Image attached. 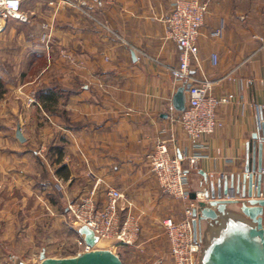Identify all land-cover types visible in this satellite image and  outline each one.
Returning <instances> with one entry per match:
<instances>
[{"label":"crops","instance_id":"obj_1","mask_svg":"<svg viewBox=\"0 0 264 264\" xmlns=\"http://www.w3.org/2000/svg\"><path fill=\"white\" fill-rule=\"evenodd\" d=\"M85 1L88 8L82 13L62 8L59 0H21L25 20L2 22L0 65L13 63L14 72L0 73V116L7 106L19 116L16 126L23 140L16 137L20 147L7 151L3 144L11 137L0 134V264H6L4 255L11 253L4 248L7 240L14 246L22 230L17 217L21 209L7 206L6 190L30 191L34 207L40 208L30 213L25 228L29 232L35 221L64 218L67 202L91 189L96 206L102 207L108 188L122 191L139 221L134 246L112 245L122 263H172L161 222L167 216L182 219L188 201L159 190L148 162L154 145L167 141L169 152L183 157L190 200L197 204L211 192L216 196L227 190L233 199L241 198L245 162L250 163L261 139L264 47L259 39L264 38V0H199L206 10L189 81L220 78L213 95L231 99L216 108L219 126L195 143L182 131L180 111L169 110L179 87L171 79L178 47L166 35L172 0ZM13 78L17 82H9ZM41 89L58 93L45 102L48 110L35 96ZM42 115L43 122L38 119ZM27 126L30 132L24 133ZM45 148L46 158L41 159ZM193 155L200 158L190 159ZM231 186L239 192H232ZM245 200L249 205L259 201ZM225 212L245 219L238 203L226 204ZM261 217L264 228V207ZM223 221L219 215L217 222H200L198 264ZM75 235L78 238L79 232Z\"/></svg>","mask_w":264,"mask_h":264},{"label":"built area","instance_id":"obj_2","mask_svg":"<svg viewBox=\"0 0 264 264\" xmlns=\"http://www.w3.org/2000/svg\"><path fill=\"white\" fill-rule=\"evenodd\" d=\"M20 3L21 0H0V31L4 27L2 22L8 18L25 20L20 12ZM59 6H69L82 13L88 8L85 0H59ZM205 10V3L199 0H172L171 11L166 19L167 38L178 47L177 65L171 70V79L175 86H184L187 95L184 109L179 112L177 120L185 136L193 143L202 135L214 132L219 126L215 115L216 108L231 99V95H213V85L221 81L220 78L212 81L203 77L197 83L189 81L190 64L196 56V39ZM259 41L264 47V38L261 37ZM169 110L175 113L172 105ZM193 146L199 147L198 144ZM197 158L200 155H193L190 159ZM182 160V156L169 152L168 142L164 140L158 141L148 154L149 170L161 193L178 201H188L182 219L176 220L167 216L161 222L172 264H198L200 241L194 229L195 218L192 215L196 200H190L187 173ZM94 196L95 191L91 189L80 199L68 201L66 204V212L72 219L75 231L79 232V228L86 227L95 239L94 245L88 246L83 234L79 233L77 245L80 246V251L94 249L100 240L111 245L134 246L139 233V221L122 191L108 188L102 207L96 206ZM141 251L138 249V252Z\"/></svg>","mask_w":264,"mask_h":264},{"label":"water","instance_id":"obj_3","mask_svg":"<svg viewBox=\"0 0 264 264\" xmlns=\"http://www.w3.org/2000/svg\"><path fill=\"white\" fill-rule=\"evenodd\" d=\"M188 85H186L187 87ZM172 106L176 111H182L185 106L184 86H179L172 96ZM261 139L252 152L250 163L245 162L243 174L239 181L241 198L233 199L227 190L218 192L215 196L198 201L192 210L195 220V232L200 230L202 220L217 222L219 215L224 217L211 237L209 243L202 250L201 264H264V228L262 225V211L264 207V121L259 126ZM256 138V135H253ZM16 137L23 140L20 129H16ZM238 189V188H237ZM233 189L232 192H239ZM229 196L223 198L222 196ZM256 197L259 201L255 205L247 204L245 198ZM240 204V212L245 217H230L225 212L226 204ZM199 227V228H197ZM84 241L93 246L95 239L86 227L79 228ZM23 264V263H19ZM38 264H123L117 254L108 249H92L77 253L75 256L53 258L39 256Z\"/></svg>","mask_w":264,"mask_h":264},{"label":"rangeland","instance_id":"obj_4","mask_svg":"<svg viewBox=\"0 0 264 264\" xmlns=\"http://www.w3.org/2000/svg\"><path fill=\"white\" fill-rule=\"evenodd\" d=\"M2 72H14L13 63H2V65H0V73ZM9 82L14 83L17 82V80L13 78ZM1 83L2 81H0V97L2 95ZM3 90L5 91V88ZM12 96L13 95H11V97ZM11 97L7 100V103L9 102L10 105L11 103H13V99ZM28 97L29 95H27L25 99L26 103H30ZM22 99L24 98H21L19 100ZM1 110L2 109H0V113L2 112ZM24 112L25 111H21V115H26V113ZM33 115H36L35 111L33 112ZM44 118H46L44 115H42V117H38V119L42 122L44 121ZM18 121L19 116H17V114H14V112H11L8 106L6 107L5 114L3 116H0V134L11 137V141H9V137H6V139L8 140H5L3 144V149L7 151L17 150L18 147H20L17 144L18 139L15 136V131L17 129L16 124L18 123ZM18 128L20 129V125L18 126ZM23 128L24 133L30 132V129H28L30 128V126ZM45 151L46 148L43 149V152H40L41 159L46 158L44 153ZM45 176L46 175L43 174V176L41 177L45 179ZM25 177L26 179H29V173H27ZM53 194H55L56 196L57 192ZM5 199L7 206H11V209L14 205L15 206L13 208L16 209V207H19V209H21V212H19L17 217L20 218V220L18 221V228L22 229L21 233L18 232L17 237L13 241L14 246L8 244V241H12L9 239L7 240V245L4 246L6 250L11 252L10 254L6 253L4 255V260L2 261H4L6 264H38L40 254H43L45 257L62 258L75 256L77 253L81 252L79 249L80 246L77 245V238L75 235V228L72 219L67 215V212H65V216L62 219L54 217L50 221L43 220L33 222L34 226L32 227V230L28 232L27 230H25V228L29 226L30 222L28 221V219L30 217V213L33 212V210L35 211L36 209L40 210V208L34 207L33 198L30 194V191H26L25 193V191L9 189L5 192ZM47 217L50 218L49 215H47ZM94 249H108L114 252V248L112 247V245L109 242L102 240L98 242L97 247H95ZM134 261L137 262L140 261V259H138V257H135ZM163 264L172 263H169L168 261Z\"/></svg>","mask_w":264,"mask_h":264},{"label":"trees","instance_id":"obj_5","mask_svg":"<svg viewBox=\"0 0 264 264\" xmlns=\"http://www.w3.org/2000/svg\"><path fill=\"white\" fill-rule=\"evenodd\" d=\"M55 95H58V93L55 92V93L49 94L46 89H41L39 91V93L37 95H35V96L43 104V109H45V110L47 109L48 110L45 102H47V101H51L52 102L55 99V97H54ZM51 111L55 112L54 109H51ZM58 113H60V111ZM55 149H56V151L57 150L59 151L60 148H57V146H56Z\"/></svg>","mask_w":264,"mask_h":264},{"label":"bare ground","instance_id":"obj_6","mask_svg":"<svg viewBox=\"0 0 264 264\" xmlns=\"http://www.w3.org/2000/svg\"><path fill=\"white\" fill-rule=\"evenodd\" d=\"M98 244V243H97Z\"/></svg>","mask_w":264,"mask_h":264}]
</instances>
